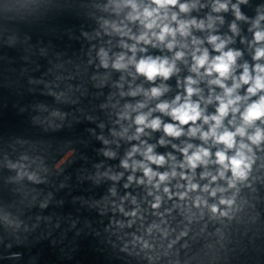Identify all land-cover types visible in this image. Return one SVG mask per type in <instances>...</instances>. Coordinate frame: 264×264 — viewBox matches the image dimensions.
<instances>
[{
    "label": "clouds",
    "instance_id": "obj_1",
    "mask_svg": "<svg viewBox=\"0 0 264 264\" xmlns=\"http://www.w3.org/2000/svg\"><path fill=\"white\" fill-rule=\"evenodd\" d=\"M3 50L0 264H264V0H0Z\"/></svg>",
    "mask_w": 264,
    "mask_h": 264
},
{
    "label": "water",
    "instance_id": "obj_2",
    "mask_svg": "<svg viewBox=\"0 0 264 264\" xmlns=\"http://www.w3.org/2000/svg\"><path fill=\"white\" fill-rule=\"evenodd\" d=\"M19 55L17 51L3 50L0 51V66H16L19 68ZM19 87L17 82V73H8L5 75H0V99L9 101L6 110L0 111V131H13L20 128V120L17 117L15 110L11 106V100L15 96V90ZM82 131V129H81ZM86 152L91 155V149H85ZM61 196L65 194L60 193ZM64 211H74L72 206L69 204ZM19 250V249H13ZM42 253V258L44 264H59V248H49L46 244L36 249ZM79 258L82 260L83 264H100L101 257H99L93 250V245L89 243L88 240H83L81 242V250L79 253ZM6 264H12V262H6ZM22 264V262H21Z\"/></svg>",
    "mask_w": 264,
    "mask_h": 264
}]
</instances>
